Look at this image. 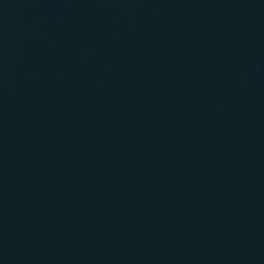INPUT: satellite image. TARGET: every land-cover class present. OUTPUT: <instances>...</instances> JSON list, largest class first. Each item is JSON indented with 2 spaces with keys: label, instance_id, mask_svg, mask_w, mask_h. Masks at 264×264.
<instances>
[{
  "label": "water",
  "instance_id": "obj_1",
  "mask_svg": "<svg viewBox=\"0 0 264 264\" xmlns=\"http://www.w3.org/2000/svg\"><path fill=\"white\" fill-rule=\"evenodd\" d=\"M0 264H264V0H0Z\"/></svg>",
  "mask_w": 264,
  "mask_h": 264
}]
</instances>
